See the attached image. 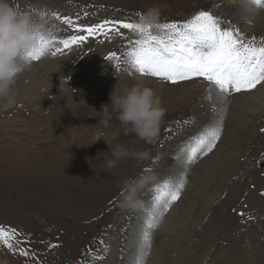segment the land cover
Listing matches in <instances>:
<instances>
[{
    "label": "rangeland",
    "instance_id": "1",
    "mask_svg": "<svg viewBox=\"0 0 264 264\" xmlns=\"http://www.w3.org/2000/svg\"><path fill=\"white\" fill-rule=\"evenodd\" d=\"M10 2L37 21H54L62 39L75 33L53 13L91 26L106 19L140 23L141 16L145 22L152 8L160 12L155 23H183L203 10L246 39L264 38V10H248L246 0ZM123 35L127 39L91 37L31 61L17 78L15 105L0 107V226L18 234L15 251L0 243V264H264V83L216 106L217 94L206 99L209 85L202 78L173 85L137 73L123 55L135 35ZM113 51L118 62L106 59ZM135 84L152 88L166 109L157 141L125 135L113 113L104 139L95 142L102 131L96 127L103 119L99 112L110 104V94ZM221 122L212 152L186 164L193 138ZM50 133L56 134V153L15 152L47 150L54 146ZM117 145L148 152L149 158H124L110 169L106 160ZM147 170L159 181L141 194L143 208L122 209L124 181ZM181 178L180 199L158 221L145 258L140 240L154 189ZM98 256L104 259H93Z\"/></svg>",
    "mask_w": 264,
    "mask_h": 264
},
{
    "label": "snow or ice",
    "instance_id": "2",
    "mask_svg": "<svg viewBox=\"0 0 264 264\" xmlns=\"http://www.w3.org/2000/svg\"><path fill=\"white\" fill-rule=\"evenodd\" d=\"M243 6L248 10H264V0H246ZM52 16L75 34L66 39L52 34L47 39L42 38L41 48L29 53L30 61H39L45 54L56 56L73 45L83 44L91 37L103 36L108 41L115 34L127 39L123 35V30H127L135 35V39L128 40L123 55L137 73L159 78L173 85L202 78L209 85V96L206 99H213L212 91L217 94L216 106L226 104L233 93L248 92L264 83V38L246 39L238 28L225 27L221 19L210 11L201 10L183 23H145L141 16L140 23L106 19L91 26L81 25L71 17H61L59 13H53ZM120 58L115 51L106 57L117 62ZM221 132L222 122L205 128L194 137V142L187 147L185 163L194 164L201 156L212 152ZM183 187L181 178L179 183L166 180L154 189L156 194L140 240V251L145 258L158 221L180 199ZM17 239L16 229L9 230L0 226V243L9 250H16L14 241ZM19 254L29 256V252L24 249H20ZM93 259L103 260L104 257Z\"/></svg>",
    "mask_w": 264,
    "mask_h": 264
},
{
    "label": "clouds",
    "instance_id": "3",
    "mask_svg": "<svg viewBox=\"0 0 264 264\" xmlns=\"http://www.w3.org/2000/svg\"><path fill=\"white\" fill-rule=\"evenodd\" d=\"M159 15L158 8L149 9L145 23L156 22ZM55 29L56 25L51 19L37 21L33 15L21 11L10 0H0V107L6 109L15 105L17 78L24 68L30 66L29 53L39 50L41 39L49 38L50 34L55 35ZM99 113L103 119L99 120L96 127H100L102 131L96 135L95 142L104 139V130L110 127L115 113L125 135H134L137 139L152 144L160 136L166 109L152 88L135 84L123 93H118L115 87L110 94V104L103 105ZM110 149L111 158L106 160L110 169L121 159L145 160L150 155L122 145ZM158 181V176L151 170L124 181L120 192V207L128 211L142 209L141 194Z\"/></svg>",
    "mask_w": 264,
    "mask_h": 264
},
{
    "label": "bare ground",
    "instance_id": "4",
    "mask_svg": "<svg viewBox=\"0 0 264 264\" xmlns=\"http://www.w3.org/2000/svg\"><path fill=\"white\" fill-rule=\"evenodd\" d=\"M77 1V0H76ZM92 3V2H91ZM78 6H80V5H78ZM86 6V5H85ZM73 7V6H72ZM24 8V7H23ZM74 10V9H73ZM252 97H257L256 95H254V96H252ZM250 99H251V97H249ZM244 99H248V96L246 95V97L244 98ZM257 99V98H256ZM60 137V136H59ZM65 137V136H64ZM55 138H56V134H53V133H50L49 134V136H48V139H49V141H51V142H53V144H54V146H52V147H48V148H46L47 150H35V151H32L33 153H30L31 151L30 150H28V151H21L19 148L18 149H16L15 150V152L16 153H18V154H24V155H31V154H40V155H42L43 154V156L44 155H49L50 153H53L54 151V153H56V147H57V142H56V140H55ZM63 138V137H62ZM58 140V139H57ZM60 142V141H59ZM52 144V143H51ZM59 146V145H58ZM52 149V150H51ZM60 149V148H59ZM5 152L7 153L8 151H7V149H5ZM51 155V154H50ZM56 155V154H55ZM232 163V166L234 167V166H236L237 164H236V162L234 163L233 161L231 162ZM234 163V164H233ZM7 168H11V166H8ZM6 168V169H7ZM264 168V167H263ZM25 170H27V169H25ZM237 171V170H236ZM235 171V172H236ZM258 172V171H257ZM260 174V173H259ZM260 175H262V174H260ZM255 187V186H254ZM262 187H264V186H262Z\"/></svg>",
    "mask_w": 264,
    "mask_h": 264
}]
</instances>
